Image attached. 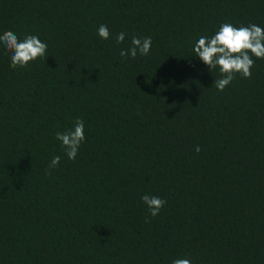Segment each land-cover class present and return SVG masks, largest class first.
I'll use <instances>...</instances> for the list:
<instances>
[{
  "label": "trees",
  "instance_id": "obj_1",
  "mask_svg": "<svg viewBox=\"0 0 264 264\" xmlns=\"http://www.w3.org/2000/svg\"><path fill=\"white\" fill-rule=\"evenodd\" d=\"M222 23L264 0H0V34L47 44L15 69L0 44V264H264V59L217 90L193 48Z\"/></svg>",
  "mask_w": 264,
  "mask_h": 264
},
{
  "label": "clouds",
  "instance_id": "obj_2",
  "mask_svg": "<svg viewBox=\"0 0 264 264\" xmlns=\"http://www.w3.org/2000/svg\"><path fill=\"white\" fill-rule=\"evenodd\" d=\"M98 36L107 40L110 36L107 25L101 24L97 30ZM125 33L120 32L116 36V42L123 43ZM0 44L11 53V67H26L30 62L44 57L47 51V44L42 42L38 36L27 35L22 40L12 31H5L0 34ZM152 46L151 37L139 38L133 36L128 50H121L120 56L127 58L129 55L135 58L137 54L147 56ZM194 56L198 57L210 70L219 69L221 77L214 81L219 91H223L234 79L237 73L242 78H251V69L255 61L253 56L264 59V28L250 24L248 26L236 27L231 23H222L218 30L211 37L200 36L195 42ZM56 139L65 148L69 159L74 160L79 147L84 141V121L77 119L71 129L65 132H57ZM201 149L197 145L195 151ZM60 156L52 158L48 165L51 170L59 165ZM50 174V172H49ZM147 205L151 216L159 214L166 201L158 196L144 195L141 197ZM172 264H191L189 259H174Z\"/></svg>",
  "mask_w": 264,
  "mask_h": 264
}]
</instances>
